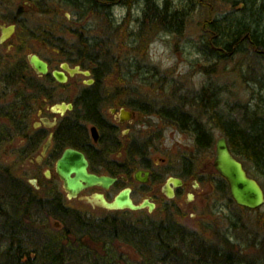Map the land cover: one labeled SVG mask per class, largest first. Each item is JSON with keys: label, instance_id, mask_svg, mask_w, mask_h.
Listing matches in <instances>:
<instances>
[{"label": "trees", "instance_id": "obj_1", "mask_svg": "<svg viewBox=\"0 0 264 264\" xmlns=\"http://www.w3.org/2000/svg\"><path fill=\"white\" fill-rule=\"evenodd\" d=\"M21 1L33 3L40 12L46 11L43 3L53 2L58 10L63 6L76 11L74 22L67 25L65 15L64 23L54 20L41 29L48 31L46 36L51 44L61 48L66 61L80 64L94 75L95 84L82 88L85 95L78 101L77 109L95 113L103 106H124L138 114L157 113L165 123L193 132L198 151L215 146L214 131L219 129L221 136L227 138L232 153L264 188V0H220V6L208 0H186L185 5L175 9L171 0L159 3L144 0L141 24L135 33L123 31V24L116 25L113 17L116 4H130L134 0ZM239 3L243 8L237 9ZM200 6L206 7L208 13L198 42L205 58L211 60L203 66L208 82L192 94L173 93L161 106L155 107L152 101L140 97L129 80L144 68L163 80L165 76L155 64L138 59V53L144 50L155 32L167 31L176 37L184 35L189 18ZM90 15L100 25L98 30L96 26L91 27L90 20L86 23ZM120 28L123 36L130 34L134 46L129 45L119 31L114 33L113 30ZM132 49L137 52L133 60L129 58ZM239 85L249 91L247 98L237 97ZM131 92L137 97L123 98ZM25 126L22 114L0 116V264H133L114 252L111 242L115 237L139 252L140 260L134 264L260 263L257 254L248 252L247 255L229 235L215 232V238L209 240L194 229L179 228L172 218L154 224L120 221L113 217L94 225L75 216L78 224L88 227L86 231L76 232L52 222V227L46 226V219L57 221L70 215L61 190L36 189L30 182L28 170L23 168L25 173L20 174L15 166L26 163L2 159L4 155L12 156L15 146L11 144L28 132ZM87 131L85 122L61 126L65 136L61 143L84 146L88 142ZM141 145L131 143L128 161L120 167L108 166V173L129 176V169H152ZM20 148L25 151V147ZM183 162V169L177 175L185 179L193 177L201 183L202 176L187 167L186 159ZM93 163L95 167L101 165L94 160ZM214 173L218 178L217 188L236 204L227 180L216 170ZM160 175L152 171V181L159 180ZM37 223L43 224V231L39 233L40 229L35 228ZM248 246L255 248L252 239Z\"/></svg>", "mask_w": 264, "mask_h": 264}, {"label": "rangeland", "instance_id": "obj_2", "mask_svg": "<svg viewBox=\"0 0 264 264\" xmlns=\"http://www.w3.org/2000/svg\"><path fill=\"white\" fill-rule=\"evenodd\" d=\"M188 1V0H187ZM186 0H171L172 8H181L187 3ZM259 2L261 0H258ZM17 11L20 9L21 19L25 23V29L37 30L46 27L54 20H61L64 23V16L67 17V25L74 22L77 18L76 11L72 8L60 6L54 7L56 3H43L44 12H40L37 7L28 1L14 0ZM164 2V0H157ZM208 3H214L220 6V0H208ZM240 3L239 8L242 7ZM145 6L144 0H134L130 4L119 3L113 8V17L117 24H123V31L126 29L130 33H135L141 24V17ZM243 8V7H242ZM206 7L201 6L197 12H193L189 18L184 35L176 37L171 32L158 31L146 43V47L138 53V59L146 63L155 64L163 73L164 80L152 71H146L144 68L141 73L134 75L129 80V84L137 90L138 94L152 101L155 107L161 106L163 102L174 94L187 95L192 94L207 83V76L203 71V66L211 62L198 48L199 37L201 35V25L207 18ZM90 20L91 27H100L92 16L85 19ZM90 25H88L90 27ZM98 30V29H97ZM121 31L120 29L113 30ZM119 31V35L120 32ZM122 35V33H121ZM133 35V34H132ZM123 36V35H122ZM127 43L131 46L132 37L126 34ZM136 51H129V58L135 59ZM135 56V57H133ZM209 80V79H208ZM207 81V82H206ZM73 83V82H72ZM252 85V83H249ZM237 97L247 98L249 91L244 86L239 85L236 89ZM136 98L137 94L128 93L123 98ZM154 106L153 104H151ZM136 124L132 128L131 137L135 138L138 144L145 148V156L149 158L152 164V171L161 173L160 179L148 183H141L134 179V169H129L130 174L127 179L118 186H111L108 190L96 188L94 190H85L78 197L68 198L66 191L60 182V190L63 194L64 205L69 208V213L64 219L57 220L52 218L46 219L45 224L48 227L54 223L58 227L63 225L73 231H86L87 226L78 224L75 216L79 219L86 220L89 223L101 224L105 220L116 217L118 220L126 222L140 223L149 222L156 224L161 220L172 218L179 228L187 227L194 229L203 234L209 240L215 238L214 234H227L240 245L242 251L247 255L248 252L255 253L259 259V264H264V205L258 209L248 210L230 201L229 197L217 187V176L213 161L215 158V146L209 150L198 151L194 133L184 131L175 125L165 123L157 113L138 114L136 115ZM159 133V134H158ZM221 131L215 129L214 135L218 139ZM159 135V136H158ZM16 141L11 144L15 146ZM149 143V145L147 144ZM8 144V143H7ZM4 155L3 160L12 161L14 155ZM118 150L110 156V160L121 162V156L117 157ZM183 159L189 163L187 166L191 171L197 172L202 176V182L199 183L195 190L193 186V177H187L185 185L178 188L174 198H168L162 192V186L169 176H176L177 172L183 169ZM16 160V159H15ZM114 165V164H113ZM14 166V165H13ZM20 174H24V169L31 172L32 167L24 164L23 166L15 165ZM112 166V165H110ZM12 167V166H11ZM24 168V169H23ZM33 180V179H30ZM32 182V181H31ZM125 186H130L133 190L132 196L137 203L144 198H153L156 202L154 211L149 212L147 208L140 211L107 210L100 206L91 204L88 198L94 192L104 191L108 198L112 200L118 191ZM194 193L192 200H189L188 194ZM45 216H42L43 219ZM109 218V219H106ZM42 221V220H41ZM52 222V224H51ZM43 224L37 223V232L43 231ZM214 233V234H213ZM215 234V235H216ZM250 238V239H249ZM111 246L114 252L118 253L128 263L133 264L140 260L139 252L131 245L126 244L120 239L114 238ZM255 246H248L251 244ZM261 242L263 244H261ZM85 243L89 244L85 239ZM250 243V244H249ZM252 247V248H251Z\"/></svg>", "mask_w": 264, "mask_h": 264}, {"label": "flooded vegetation", "instance_id": "obj_3", "mask_svg": "<svg viewBox=\"0 0 264 264\" xmlns=\"http://www.w3.org/2000/svg\"><path fill=\"white\" fill-rule=\"evenodd\" d=\"M15 6L14 0H0V116L22 114L28 129L25 135L17 137L12 151L13 159L32 167L31 172H27L31 175L30 179L36 180L32 184L38 190L54 191L61 182L65 191L63 180L57 172V162L69 148L84 153L89 161L90 172L113 176L108 173V166L120 167L126 163L129 158L128 146L137 142L130 133L136 124L137 112L124 106H103L95 113L88 109H77L78 101L85 95L81 92L82 88L95 84L92 71L89 69L90 76L66 72L67 82L59 81L53 72L63 70L62 63L66 62L61 48L51 45V39L46 36L48 31L25 29L20 9L17 11ZM33 55L48 64L47 73L35 68L31 62ZM67 62L71 67L77 66V63ZM91 78H94L92 83ZM62 102L71 103L73 108H67L64 112L53 110L54 105ZM122 109L125 110L124 113ZM85 117H92L95 121ZM84 122L88 126L86 145H63L61 141L65 136L61 133V126L68 127L73 123ZM93 126L98 130L97 140L92 133ZM20 147H25V151ZM116 150L117 157H122L119 163L110 160ZM93 160L101 165L95 167ZM140 169L151 171V181L152 170L149 168H138L134 175ZM113 177H118L113 185L117 186L116 184L127 179L128 174L121 173ZM182 179L185 185L186 180L183 177ZM195 180L197 179L193 180V186ZM180 187L175 189L176 193ZM96 188L101 189L94 186L85 190ZM104 194L106 195L105 192ZM106 197L108 198L107 195Z\"/></svg>", "mask_w": 264, "mask_h": 264}, {"label": "water", "instance_id": "obj_4", "mask_svg": "<svg viewBox=\"0 0 264 264\" xmlns=\"http://www.w3.org/2000/svg\"><path fill=\"white\" fill-rule=\"evenodd\" d=\"M31 62L38 71L42 73L48 72V64L37 55H33ZM62 67L70 70L71 73L75 69L77 72L90 75L89 70L83 71L80 66L71 68L68 63H63ZM53 74L59 81L64 82L67 80V75L63 71L55 70ZM93 81L91 79L90 83ZM52 108L55 111H60L59 109H61V112H64L67 108L72 109L73 105L62 102ZM124 112L125 110L122 109V113ZM92 133L95 140H97L99 135L96 126L92 127ZM213 165L229 183L231 196L238 205L249 209H257L264 205V188L255 177L249 175L243 162L232 153L225 136L219 137L216 141ZM88 168V159L84 153L76 149H67L58 160L57 172L63 180L64 188L69 198L77 197L83 190L94 186L107 190L118 180L117 177L110 175L92 173ZM150 174V170L140 169L136 171L134 178L141 183H148ZM31 181L33 184L36 183L35 179ZM183 183L182 178L170 176L162 186V191L168 198H174L176 195L175 189L182 186ZM198 186L199 183L195 180L194 187L197 189ZM188 197L189 200H192L194 193H189ZM89 201L110 210L130 209L135 211L148 208L152 212L156 208V203L150 198H145L141 203H136L132 197V188L130 186L120 190L113 200H108L103 192H96L92 194Z\"/></svg>", "mask_w": 264, "mask_h": 264}, {"label": "bare ground", "instance_id": "obj_5", "mask_svg": "<svg viewBox=\"0 0 264 264\" xmlns=\"http://www.w3.org/2000/svg\"><path fill=\"white\" fill-rule=\"evenodd\" d=\"M262 1H263V0H262ZM239 4H240V3H239ZM117 5H118V4H116L115 6H117ZM237 9H239V6H237ZM51 45H55V44L52 43ZM64 63H68V62L66 61V62H64ZM62 64H63V63H62ZM68 64H69V63H68ZM69 66H70V64H69ZM77 66H80V69L83 70V71L89 70V69H86V68H82V66H81L80 64H77ZM70 67H71V66H70ZM70 67H69V68H70ZM75 67H76V66H75ZM75 67H71V68H75ZM62 68H63V67H62ZM71 68H70V69H71ZM59 71H63L66 75H67L66 72H69V73L72 74V75H75L76 73H80V72H77L75 69H73V73H71L70 70H66V69H64V68H63V70H59ZM89 71H90V70H89ZM80 74L85 75V74H83V73H80ZM53 75H54V74H53ZM90 75H91V71H90ZM90 75H85V76H90ZM91 79L94 80V78H91ZM91 79H90V80H91ZM67 80H68V75H67ZM67 80L64 81V83L67 82ZM61 82H62V81H61ZM59 110L61 111V109H59ZM70 149H71V148H70ZM176 176L182 178L181 176H178V175H176ZM117 178H118V177H117ZM134 179H135V178H134ZM182 180H183V179H182ZM183 182H184V180H183ZM125 187H127V186H125ZM125 187H124V188H125ZM122 189H123V188H122ZM122 189H120V190H122ZM120 190H119V191H120ZM132 192H133V190H132ZM118 193H119V192H118ZM118 193H117V194H118ZM117 194H116V195H117ZM116 195H115V196H116ZM115 196H114V197H115ZM132 197H133V196H132ZM113 199H114V198H113ZM113 199H112V200H113ZM133 199H134V198H133ZM108 200H110V199H108ZM134 200H135V199H134ZM135 202H136V201H135ZM136 203H137V202H136ZM107 210H110V209H107Z\"/></svg>", "mask_w": 264, "mask_h": 264}]
</instances>
